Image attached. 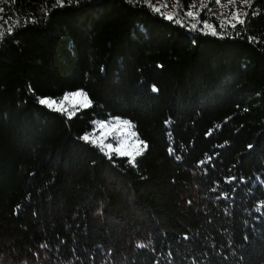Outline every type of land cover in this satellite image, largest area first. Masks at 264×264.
Instances as JSON below:
<instances>
[{
	"label": "trees",
	"instance_id": "trees-1",
	"mask_svg": "<svg viewBox=\"0 0 264 264\" xmlns=\"http://www.w3.org/2000/svg\"><path fill=\"white\" fill-rule=\"evenodd\" d=\"M0 9V261L264 264V0L235 27L199 9L215 35L144 0ZM109 117L132 163L83 139Z\"/></svg>",
	"mask_w": 264,
	"mask_h": 264
},
{
	"label": "rangeland",
	"instance_id": "rangeland-1",
	"mask_svg": "<svg viewBox=\"0 0 264 264\" xmlns=\"http://www.w3.org/2000/svg\"><path fill=\"white\" fill-rule=\"evenodd\" d=\"M146 5L151 7L157 13L162 14L168 19L169 16L175 20L179 25L191 28L196 25L197 31L200 33L211 34L212 28L203 22L198 21L197 12L203 9L205 14L214 15L218 20L234 25L241 20L249 6V2L245 3L243 0H195L191 4V8L184 11L180 8L177 2L169 0H144ZM250 1V0H249ZM159 9V11H157ZM188 12H192V16H188ZM207 25V27H205ZM75 93V92H72ZM68 93L67 100L56 101L51 107L43 104L50 110L57 112H64L67 116L73 115L75 110L82 108L81 104L84 103V97L73 96ZM64 95V97H65ZM63 97V98H64ZM49 100V99H48ZM53 101V100H49ZM125 120L115 117H109L104 122H94L93 131L89 134V141L96 145L99 149L106 153H114L117 156L126 157L132 163L143 151V145L135 139L128 124H124ZM103 125V126H101ZM112 144V148L107 147ZM0 264H28L26 260L18 263H13L8 259H3Z\"/></svg>",
	"mask_w": 264,
	"mask_h": 264
},
{
	"label": "snow or ice",
	"instance_id": "snow-or-ice-1",
	"mask_svg": "<svg viewBox=\"0 0 264 264\" xmlns=\"http://www.w3.org/2000/svg\"><path fill=\"white\" fill-rule=\"evenodd\" d=\"M58 2L60 3L61 6H63V0H58ZM243 2L247 3V2H249V0H243ZM69 3H71V0H69ZM0 10H2V9H0ZM157 11H159V9H157ZM187 15L191 17L193 14H192V12H188ZM168 19H172V17L169 16ZM177 22H179V21H177ZM239 22L240 23H244V21H239ZM17 23H19V22H17ZM192 27L195 28L196 25H192ZM205 27H207V25H205ZM232 27H235V25H232ZM11 32H12V29H9V34H11ZM212 34L213 35L216 34L215 30H213ZM3 38H4V33L0 32V42L3 41ZM71 95H73V96H81V95H83L84 96V101L85 102L81 104L82 107H88V106L91 105V101L88 100L86 93H83L82 91H77L75 93H72ZM68 98H69L68 95H65V97L63 99L67 100ZM39 103L40 104H47L49 107H51L53 104L56 103V101H49L48 99H40ZM123 123L124 124H128L129 122L128 121H124ZM101 126H103V125H101ZM83 139L87 141V140L90 139V137L86 135V136L83 137ZM107 147L109 149H111L112 148V144H108ZM145 147H146V145H145ZM170 151H171V149H170Z\"/></svg>",
	"mask_w": 264,
	"mask_h": 264
}]
</instances>
